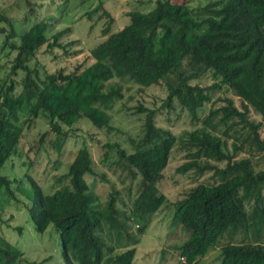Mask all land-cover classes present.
I'll use <instances>...</instances> for the list:
<instances>
[{"label":"trees","instance_id":"obj_1","mask_svg":"<svg viewBox=\"0 0 264 264\" xmlns=\"http://www.w3.org/2000/svg\"><path fill=\"white\" fill-rule=\"evenodd\" d=\"M37 1L43 5V0H28L32 5ZM97 11L102 12L99 18H110L103 29L106 38L91 49L92 63H81L69 72L48 71L37 57L44 45L68 55L78 53L60 41L69 27L50 36L54 17L47 16L18 31L14 20L0 11V23H5L0 25V60L3 54L16 52L0 81V190L7 195L2 205L15 201L27 209L38 232L54 225L65 264H133L141 235L166 206L189 233L176 246L184 264H200L226 237L220 245L219 264H264V167L257 168L253 158L264 161L260 131L264 124V0H210L205 5L155 0L149 10L130 11V22L116 31L103 1L86 13L88 19ZM205 75L214 79L212 84L192 83ZM129 81L165 87L166 105L178 103L202 126L177 136L157 124V109L140 105L138 109L147 114L142 137L130 138L133 150L118 142L103 144L100 163L108 167L110 161L132 182L137 180L129 211L118 205L120 192L115 186L104 204L87 180L90 175L109 181L106 173L97 171L85 139L68 171L58 178L62 185L51 196L45 193L30 174V164L21 158L25 133L46 117L50 130L38 142L44 147L52 132L53 147L60 153L71 135L65 126L71 128L80 119L113 130L110 110L123 98L124 83ZM221 88L225 90L218 101L223 104L200 119L201 109L213 101V91ZM251 111L262 120L251 119ZM230 138H234L233 149ZM177 146L187 158L181 172L195 171L198 178L208 172L212 175L211 181L203 180L184 197L170 201L159 182ZM241 152L249 156L236 158ZM222 162L223 167L215 164ZM17 165L28 167L20 175L3 172ZM26 183L33 190L28 195ZM131 221L140 223L137 234L130 232ZM105 228L110 233L116 230V244L101 237L99 231ZM121 247L124 250H118ZM23 256L24 251L0 232V264H18Z\"/></svg>","mask_w":264,"mask_h":264},{"label":"rangeland","instance_id":"obj_2","mask_svg":"<svg viewBox=\"0 0 264 264\" xmlns=\"http://www.w3.org/2000/svg\"><path fill=\"white\" fill-rule=\"evenodd\" d=\"M100 1H103L104 8L111 13L113 18L112 31L123 28L130 22L129 13L132 10H149L155 0H43L36 5H32L28 0H0V11L12 18L18 31L27 29L36 20L47 16L50 19L51 29L49 35L69 27L61 38V42L66 45L70 52L78 51L75 55H68L63 49L58 47L49 50L44 45L37 53L40 63L48 71L64 69L72 71L81 63L90 64L91 49L104 40L103 29L109 24L110 18L103 16L101 11L93 13V18L88 19L86 13L94 9ZM182 2L184 0H175ZM192 5H205L210 0H186ZM5 23H0L3 25ZM75 41L74 44L68 43ZM69 45V46H68ZM14 51L8 55L3 54L0 60V81L7 73L11 61L15 56ZM22 75V74H21ZM210 75H205L192 83L210 85L213 83ZM225 88L213 91L212 102L206 103L199 112L200 119L207 115L211 108H217L223 101H218L223 96ZM168 95L167 89L161 85H151L143 87L140 84L129 81L124 83L123 98L117 100L110 110L112 115L111 125L113 130L97 128L86 119H80L71 128L65 126L70 131V136L64 149L59 153L53 147L54 134L51 132L46 136L44 147L39 144L41 135L50 130L48 119L39 118L35 124L25 133L22 139V157L29 163L30 174L42 185L43 190L48 195H53L62 182L58 178L68 171L69 164L76 156L81 140H86L91 148L96 168L98 172L106 173L109 181H101L99 178L87 175V180L93 185L94 190L99 193L101 201L105 204L109 199V193L115 186L119 190L118 205L124 210L129 211L131 201L137 194V180L131 181L126 172L121 168L110 165L107 167L100 161L105 152L103 144L107 141L120 143L127 151L131 152L132 145L130 138L139 139L143 135V125L146 118V111H140V105L151 109H157V124L160 127L170 129L175 135L180 136L185 131H190L202 126L201 122L194 121L190 112L178 103L174 102L173 107H168L165 103ZM236 105L241 107L240 100L235 97ZM215 101V102H214ZM214 102V103H213ZM216 103V104H215ZM251 119L262 120L260 115L251 111ZM261 135L264 137V124L261 128ZM230 149H233L234 138H230ZM249 156L248 152L238 153L236 158ZM257 168L264 167V161L259 157H253ZM187 161L185 152L177 146L171 155L170 162L164 171V178L159 182L160 190L167 195L170 201H175L184 197L186 192L203 180L211 181L212 172H208L198 178L195 171L181 172L180 166ZM225 166V162L215 163ZM28 165H17L14 168L5 167L3 172L13 175L23 174ZM28 191V192H27ZM33 190L29 183L25 184V194L32 193ZM264 192V191H263ZM19 197L25 202L29 200L25 195L18 193ZM7 195H2L0 190V232L9 241L24 251L23 260L18 264H65L62 252L60 234L54 225H50L43 233L35 228L30 214L23 206H19L15 201L8 205ZM3 204V205H2ZM165 207V206H164ZM172 210L166 206L161 209L154 217L152 224L146 232L141 235L140 243L137 246V254L133 264H184L176 246H180L188 238V231L180 227L179 223L171 217ZM124 219V215L119 216ZM139 221H131L130 232L138 233ZM15 227H21V230ZM109 244H116V230L105 228L99 231ZM228 237L222 239L220 244L212 249L200 264H219L220 245ZM240 238V237H237ZM118 250H124L121 247Z\"/></svg>","mask_w":264,"mask_h":264}]
</instances>
